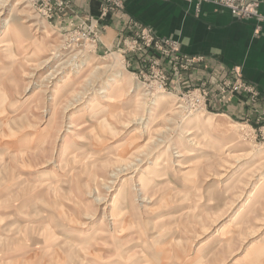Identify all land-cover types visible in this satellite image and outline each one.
<instances>
[{"label":"rangeland","instance_id":"374dc122","mask_svg":"<svg viewBox=\"0 0 264 264\" xmlns=\"http://www.w3.org/2000/svg\"><path fill=\"white\" fill-rule=\"evenodd\" d=\"M76 1L0 0V264H264V97L128 50L127 0Z\"/></svg>","mask_w":264,"mask_h":264},{"label":"crops","instance_id":"0c3cea01","mask_svg":"<svg viewBox=\"0 0 264 264\" xmlns=\"http://www.w3.org/2000/svg\"><path fill=\"white\" fill-rule=\"evenodd\" d=\"M76 4L94 15L98 12L96 0L88 7L84 0H77ZM126 13L127 17L153 28L161 38H179L183 54L205 58L207 67L219 72V78L239 66L244 79L264 96V24L257 35L253 21L237 20L229 10L210 3L203 4L199 16H196L195 4L185 0H127ZM260 13L264 15V0ZM113 19L105 21L109 25L104 34L107 45L115 44L124 25L122 18H117L119 21ZM207 67H203L199 75L211 78L206 74ZM245 100V96L239 95L238 105L242 112L247 109Z\"/></svg>","mask_w":264,"mask_h":264},{"label":"built area","instance_id":"2783aa9c","mask_svg":"<svg viewBox=\"0 0 264 264\" xmlns=\"http://www.w3.org/2000/svg\"><path fill=\"white\" fill-rule=\"evenodd\" d=\"M117 0H108V2L115 3ZM195 4V11L200 13L201 6L204 3L213 4L219 8L229 10L232 16L240 21H253L256 24V34L261 32L262 25L264 24V15L260 13V7L263 0H185ZM117 6L123 8V3L116 5H107L105 7V14L109 8ZM131 33V42L127 41L126 45L128 50L142 52L145 57L152 61V59L161 61H168L174 67L180 66L184 70L192 68L193 65H198L203 62V58H194L184 55L181 52V43L176 38H160L153 29L143 25L141 22L131 19L129 21ZM164 82V81H161ZM220 89L225 96L238 94L245 96L249 102L258 98L264 97L259 89L247 82L242 74L239 66L234 67L228 75L222 78ZM163 88V84H161ZM205 87V85H204ZM164 89V88H163ZM206 89L197 90L189 99L188 103L194 107H203L208 98Z\"/></svg>","mask_w":264,"mask_h":264},{"label":"bare ground","instance_id":"6f19581e","mask_svg":"<svg viewBox=\"0 0 264 264\" xmlns=\"http://www.w3.org/2000/svg\"><path fill=\"white\" fill-rule=\"evenodd\" d=\"M128 79H124V78H121L120 76H117L116 78H115V84H113V85H111V86H109L108 88H107V90H104V94L106 95V97H110L111 95H113V94H115V93H117L118 91H119V89L121 88V84H120V82H124V81H127ZM144 97H146V94H141L139 97H137V99H135L136 101V103L135 104H139V102H140V100H143L144 99ZM134 102V101H133ZM173 102V101H172ZM172 102H169L168 103V99H166V98H163L160 102H159V105L160 106H164V105H166V106H170V107H172L174 104H176V102H174L173 104H172ZM178 104V103H177ZM179 108H181V107H179ZM175 114H177V112L175 113ZM207 118V115H205V113L203 114H201V116H200V118H195L196 119V121H199L200 123H203V125H205V126H208V127H211V128H215V125L214 124H212V123H210L209 121H201V120H204V119H206ZM190 135H193V132H191V133H189V136ZM76 139H78L79 141H80V139L78 138V137H76ZM197 139V136H193L192 138H190V141L192 142H194L195 140ZM191 156H193V155H191ZM125 205V204H124ZM122 211H123V209H122Z\"/></svg>","mask_w":264,"mask_h":264}]
</instances>
